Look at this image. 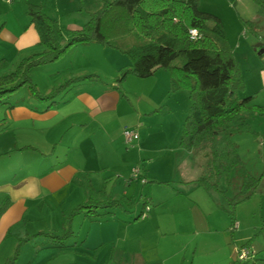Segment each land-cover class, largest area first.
<instances>
[{
    "label": "rangeland",
    "instance_id": "rangeland-1",
    "mask_svg": "<svg viewBox=\"0 0 264 264\" xmlns=\"http://www.w3.org/2000/svg\"><path fill=\"white\" fill-rule=\"evenodd\" d=\"M110 1L112 0H6L7 4L0 3V22L5 21V27L10 31L15 27L18 28L17 22L20 18L24 15L31 17L27 14V4H35L49 18L57 22L66 41L70 38V33L81 29L88 21L90 14L101 8L105 2ZM231 1L233 4L228 3L226 6L222 4L221 0H199L201 8H213L218 13L227 49L233 53V57L237 61L244 84V91L238 96L252 95L251 103L264 107V42L259 39L264 36V13L258 12L254 0ZM246 22L253 23L257 29H253ZM19 23L23 26L25 22L20 21ZM18 31L21 32V30ZM31 31L32 38L29 36ZM25 32L26 34L22 36ZM23 33L15 47L5 40L0 41V55L4 53L9 58L7 62L0 63L2 64L0 65V75L12 71L23 58L45 50L42 45L34 43V39L39 36L35 28L27 29ZM114 42L119 48L128 49L138 40L134 35H126L115 39ZM258 44L261 46L257 47V51H254ZM16 48L22 49L16 53ZM260 50L263 52L259 54ZM129 63L128 55L116 49L94 43L78 44L69 46L59 59L32 70L29 77L39 94L44 95L59 89L60 92L55 99L61 100L71 89L78 86L87 87V84H84L86 82H94L101 87L109 86L120 75V71L128 67ZM156 73L157 84L154 83L153 75L148 78H138L130 74L126 76L119 88L121 91L124 89L129 92L133 90L142 94L150 93L152 97L156 98V101H162L160 110L153 112L152 118L146 121V124L143 122L138 124L140 130L145 125L150 130L151 137L145 138V144L156 149L147 152L149 160L146 161L151 162L150 177L159 179V181L160 179H172L174 173L177 172L175 167L164 170L158 163L170 162L174 164L178 161L183 163V172L188 173V179H195L196 173H200V167L203 169V166L200 165L207 160V150L198 147L194 149L193 153L187 154L186 149L179 148L182 124L190 105L188 90L181 88L172 92L168 84L167 92L165 90L161 92L158 87H165V81H163L165 78L161 79L163 78L161 76H166L170 80V73L163 69H159ZM10 100L13 102L21 100L28 110L31 108L44 110L47 105L45 101L32 97L25 88H21L12 95ZM50 116L47 114V117H44V114L40 113L35 118L26 117L14 121L9 116L7 117L6 109L0 107V130L4 127L9 131L0 135V205L11 202L12 198L15 200L12 184H9L7 180L12 177L13 171L18 165L22 161L33 159V156L39 159V156L34 154V150H29L28 145L36 147L40 145L42 149L45 146L53 147L54 145H50V143L56 144L57 141H60L61 136L65 135L67 130L64 129L67 125H58L66 124V118L61 120L60 115ZM246 124L249 132L245 133L243 129H238L231 133L229 138L240 158V163L229 174L231 186L228 187L223 176L215 183L217 191H212L214 190L212 188V192L209 193L204 189H199L200 196H197L198 193L195 191L196 193H191L185 203L183 210L185 226L182 227V230L187 232L193 230L192 233L185 236V240H189L187 243L190 244V252L194 251L196 247L197 257L203 253L199 246L202 238H217L219 242H223V238H225L228 242L230 232L233 230V242L236 245L248 243V248L253 254V259L241 264H264V115L252 111L247 117ZM46 125L51 128L45 133L36 130V128H43ZM53 127H57L55 134H49V130H52ZM223 143H226L224 138ZM33 161H35L33 170H37L40 167L38 165L40 160ZM210 172L215 174L213 169ZM244 174L260 178L259 184L249 199L236 204L234 210L232 209L236 227L230 229L228 213L230 207L228 204L235 192L236 185H239ZM177 177L180 178V176ZM181 179L183 180L182 177ZM134 181L131 180L126 197L130 198L134 194L132 198L136 201L131 202L130 205L135 206L136 211H140L143 197L139 196V193L143 186L140 185L139 180H136L138 183ZM211 181L215 182L213 176ZM107 184L105 191L109 193L114 188L111 181ZM150 185L152 184L148 183L144 187ZM162 186H164L163 183H154L156 190ZM66 209L50 197L32 202L24 214V220L12 229L13 231L6 241L0 245V264H8L9 259L14 256L17 245H19L18 256L13 264L57 263L56 257L51 256L56 249L43 247L38 252L35 249L40 246V243L49 241V236L65 234L70 226L76 231L87 209H80L79 212L73 214V210L68 212ZM132 214H134L133 211ZM201 224H206V227L209 225L211 230L209 232L204 230L205 226H201ZM200 229L203 233L195 234ZM221 247L223 246L221 245ZM210 260L211 264H224L223 260L220 261L219 256H211ZM232 261L237 260L234 257ZM230 262H226V264ZM203 263L210 264L205 259ZM195 264H202V260L196 259Z\"/></svg>",
    "mask_w": 264,
    "mask_h": 264
},
{
    "label": "crops",
    "instance_id": "crops-1",
    "mask_svg": "<svg viewBox=\"0 0 264 264\" xmlns=\"http://www.w3.org/2000/svg\"><path fill=\"white\" fill-rule=\"evenodd\" d=\"M221 2L226 6L228 3L233 4L231 0ZM0 3L7 4L6 0H0ZM205 10L218 16L213 8ZM20 21L25 22L23 26ZM17 24L18 28L10 31L5 27L6 22L1 21L0 41L5 40L15 47L26 34L23 33L25 30L35 28L31 18L25 15ZM29 36L32 38V31ZM34 43L39 44V36L34 39ZM21 49L16 48L15 52ZM0 60L7 62L8 55L1 54ZM156 75L157 73H154L152 76L155 84ZM161 77L165 78L163 80L165 87L158 88L161 92L164 90L167 92L169 79L166 76ZM84 84H87V87L78 86L68 90L69 96L66 94L58 104L50 108L44 107V110L38 108L28 110L23 103L6 109L7 117L14 121L26 117L35 118L40 113L44 114V117H47V114H50V117L60 115L61 120L66 118V124L58 126L67 125L64 129L67 131L56 144L50 143L54 145L53 147L45 146L42 149L40 145H37L38 147L28 145L29 150H34L39 159L33 156V159L22 161L13 171L12 177L7 180L12 184L13 197L16 201L10 196L11 202L0 215V245L6 241L12 229L24 220V214L32 202L50 197L69 212L89 199L93 203L111 199L120 201V206L107 209H100V206H97L95 210L91 208L92 212L88 214L87 209L76 231L72 226L68 227L69 233L61 242V247H57L49 237V241L40 243L35 250L38 252L43 247L56 249L57 251L54 250L51 255L57 259L55 264H195L196 259L202 260V264L204 259L211 264L210 259L214 255L219 256L224 264L232 261L237 248L241 246L233 242V230L230 232L228 242L225 238L223 242L212 237L202 238L199 246L203 253L198 257L196 247L190 252V244L187 243L189 240H185V236L193 230L188 232L182 230L185 226L183 210L189 195L197 192L198 196L199 189H203L195 183L201 175L202 167L200 173H196L195 179H188V173L183 172V163L178 161L174 164L158 163L164 170L172 169L174 166L177 172L170 180L159 181L150 177L151 162L146 161L149 160L147 152L156 149L145 144V138L151 137L150 130L146 125L140 130L138 124L140 122L146 124V121L152 118L151 114L160 110L162 101H156L150 93L142 94L124 89L121 91L110 85L104 86L106 85L104 83H102L104 87L94 82ZM49 128L51 126L46 125L36 130L45 133ZM133 128L137 131V137L132 146H127L122 132L124 129ZM56 129L57 127H53L48 133L55 134ZM5 132L9 131L2 127L0 135ZM179 148L183 150L180 144ZM193 151L194 149L186 150V153L191 154ZM35 159L40 160L38 161L40 167L37 170H33L35 161L32 160ZM204 164L205 161L200 166ZM135 167L139 169V177L144 178L146 184H152L144 187L146 184L139 182L143 186L139 193V196L143 197L140 211H136L135 206L130 205L136 201L132 198L134 194L130 198L126 197L131 186V180L128 179L131 178ZM21 171L22 173L18 174ZM109 181L114 189L106 193ZM134 182L138 183L136 180ZM156 182L163 183L164 186L156 190L154 189ZM97 192L99 194H96ZM146 206L149 207L147 216L138 218ZM94 211L98 216L91 219ZM201 226H205L204 230L208 232L211 230L209 225ZM202 233L200 229L195 234Z\"/></svg>",
    "mask_w": 264,
    "mask_h": 264
},
{
    "label": "trees",
    "instance_id": "trees-1",
    "mask_svg": "<svg viewBox=\"0 0 264 264\" xmlns=\"http://www.w3.org/2000/svg\"><path fill=\"white\" fill-rule=\"evenodd\" d=\"M254 1L258 12L264 13V0ZM27 7V14L31 16V22L39 35V44L45 50L23 58L12 71L0 75V107L12 109L19 106L21 100L13 102L9 98L21 88H25L35 99L45 101V108L58 104L59 100L55 98L60 90L39 94L29 73L59 59L69 46L94 43L116 49L128 55L130 63L110 84L112 88L119 89L127 75L148 78L157 70L163 69L170 73L169 85L172 92L181 88L188 90L190 105L182 124L179 144L186 150L198 147L207 150V160L195 183L211 193L217 191L215 183L224 176L228 187L231 186L229 174L240 163V158L231 144L230 134L238 129L249 132L246 124L248 115L252 111L264 115V107L252 104V95L238 96L244 91V84L237 61L227 49L218 16L201 8L199 0H112L90 14L81 29L70 33V38L65 41L55 20L43 13L38 5L27 4ZM246 23L253 29L256 28L253 23ZM191 29L196 30V39H191ZM126 35H134L138 42L131 48L121 49L114 40ZM259 39L264 42V36ZM254 51H257V47ZM2 62L6 61L0 60ZM223 138L226 143H223ZM212 169L215 174L210 172ZM212 176L214 183L211 181ZM259 180L260 178L244 174L239 185H236L228 204L230 229L236 227L234 207L254 194ZM212 188L214 190L211 191ZM120 204L118 200L105 199L103 202L93 203L89 199L77 206L72 214L80 209H89L88 214L92 212L91 208L95 210L97 206L107 209ZM8 205L9 202L0 205V215ZM147 211H142L138 218H144ZM94 212L91 219L98 216ZM68 233L69 230L62 236L49 237L57 247H61V242L67 238ZM243 248L250 252L253 259L248 243L241 245L236 252ZM18 249L19 245L8 264H13L16 260ZM236 252L237 261L233 264L249 261H239Z\"/></svg>",
    "mask_w": 264,
    "mask_h": 264
},
{
    "label": "built area",
    "instance_id": "built-area-1",
    "mask_svg": "<svg viewBox=\"0 0 264 264\" xmlns=\"http://www.w3.org/2000/svg\"><path fill=\"white\" fill-rule=\"evenodd\" d=\"M189 35L191 39H196L197 38V32L196 30H189ZM123 140L127 146H131L133 139L137 136L136 130L135 129H124L122 132ZM131 180H139L141 184H145L146 180L144 178L139 177V169L137 167L133 168L132 174H131ZM145 211L148 210L146 207L144 209ZM144 214L142 215V217ZM237 259L239 261H245V260H250L252 258V255L247 249H240L237 252Z\"/></svg>",
    "mask_w": 264,
    "mask_h": 264
},
{
    "label": "water",
    "instance_id": "water-1",
    "mask_svg": "<svg viewBox=\"0 0 264 264\" xmlns=\"http://www.w3.org/2000/svg\"><path fill=\"white\" fill-rule=\"evenodd\" d=\"M259 46H261V44H258L256 47H259ZM262 52H263V50H260L259 54L262 53Z\"/></svg>",
    "mask_w": 264,
    "mask_h": 264
}]
</instances>
